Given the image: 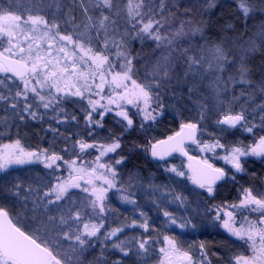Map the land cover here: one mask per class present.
Here are the masks:
<instances>
[{
  "label": "snow or ice",
  "instance_id": "6c2138e0",
  "mask_svg": "<svg viewBox=\"0 0 264 264\" xmlns=\"http://www.w3.org/2000/svg\"><path fill=\"white\" fill-rule=\"evenodd\" d=\"M234 4L244 24L231 45L226 39H212V17L225 6L219 0H38L30 6H17L13 0L0 6V135L28 121L52 134L48 147H26L19 132L0 145V173L25 165L46 170L42 187L17 179L0 188V194L22 201L35 222L28 231L0 206V264H125L124 258L148 256L161 239L157 264H264V177L246 166L264 164V68L256 82L249 64L258 51L264 60V0ZM256 16L261 22L245 39L247 22ZM231 28L227 24L222 31ZM133 42L142 45L139 51ZM145 47L152 48L148 59ZM233 67L236 74L227 80L218 75ZM205 82L215 93L219 135L211 132L212 140L201 139L208 115L198 104L199 119H182L179 131L166 139L130 148L163 162L157 167L171 174L170 183L155 184L152 173L145 185L139 170L125 180L117 167L126 168L129 159L121 151L125 134L158 124L183 99L185 88L188 100H195ZM257 87L262 96L258 103ZM109 119L119 134L106 127ZM62 125L84 132L61 131ZM233 131L247 133L251 142H222ZM58 138L63 147H57ZM194 150L202 155L190 154ZM177 153L186 158V166H169L168 158ZM205 153L228 168L216 167ZM249 175L261 183H239ZM173 177L199 191L186 185L177 191ZM229 181L236 186L237 198L217 202L221 182ZM138 189H145L162 213L161 229L174 225L195 230L193 219L178 217L167 207H189V195L195 197L197 208H203L198 215L239 242V250L210 253L205 241L185 246L177 236L158 230L137 203ZM110 192L134 206L140 219H121ZM126 229L142 231L129 237ZM97 245L99 252H94Z\"/></svg>",
  "mask_w": 264,
  "mask_h": 264
},
{
  "label": "trees",
  "instance_id": "16d2710c",
  "mask_svg": "<svg viewBox=\"0 0 264 264\" xmlns=\"http://www.w3.org/2000/svg\"><path fill=\"white\" fill-rule=\"evenodd\" d=\"M33 2H38V0H15V4L17 6H30ZM181 3L186 2V0H180ZM13 3V0H0V6H5L8 4ZM219 3L222 5H225L224 7H218L215 10V15L212 17L214 26L211 29L212 32V39L215 40L217 37L220 39H226L228 43L231 45L232 41L235 40L243 31V24L244 21L239 18V14L236 11L234 0H219ZM261 20L259 16H256L254 19L248 20L249 30L247 31V34L245 36V39L247 36H251L253 34V30L258 28V25L260 24ZM231 24L233 25V28L229 29L228 31L224 32L222 31V28L227 25ZM142 47L141 44L133 42V48L136 51H139ZM233 52H236V48L231 49ZM152 54V48L151 47H145L144 48V57L145 59H148ZM261 52H257L255 54L254 59L249 60V64L252 68V79L256 82L261 80V69L264 68V60L261 58ZM226 74L225 76L222 75L223 79L227 80L230 76H233L236 74L237 69L235 67L225 70ZM221 75V73H218ZM183 88V85H181ZM231 89V85L229 86ZM243 87H247L246 85ZM186 89V88H185ZM234 91L237 95H239L240 86H237ZM228 98L231 99L232 91L230 90L228 93ZM171 92H169V97H171ZM256 95V102L262 98L259 87L255 90ZM179 100V103H181L184 100ZM254 106V105H253ZM175 105L169 108L166 117H162L160 122L151 128H149L147 131H138L137 129L132 130L125 134L123 138V147L121 151L124 153V155L129 156V159L126 161V168L124 165H121V169L123 170V174H129L132 171L139 170V173L142 177L149 178L152 173L158 174V171L156 170L157 163L152 162L148 155L143 154L140 150H136L135 152L130 151V148L133 144H146L149 139L153 140H159L164 139L169 135H173L178 127L180 126L181 120H190L186 118H181L180 120L177 119V117L173 116L169 111L174 109ZM238 110V109H237ZM46 127V126H44ZM108 128H112L117 134H119V127L118 125H115L108 120V123L106 125ZM0 130H3V127L0 125ZM17 132H19V137L22 139V142L25 144L26 147H48L49 146V137L48 134L42 131V128L39 124H36L34 122L28 121L26 124H21L20 128L17 129L15 126H11L7 129L6 133L7 135H10L13 137V139L17 138ZM216 132L217 135H219L218 130L211 131ZM210 132V133H211ZM12 139V140H13ZM222 142L225 143H231L235 142L236 140H243L245 143H249L250 139L247 136H239L236 134L235 131L226 133L222 138ZM60 142L57 141V147H59ZM254 160V159H253ZM247 168L249 172H255L259 177H264V164H261L259 161H254L251 163H248ZM240 184L248 185L255 183L256 185H259L261 183V180L255 179L252 176H244L239 181ZM2 188V187H1ZM237 198V192H236V186L233 184V182H227L223 183V187H220L218 190L217 195V202L223 201V200H229L234 201ZM11 198L7 194H0V206L7 207L10 212H12V204L10 203ZM196 238L193 236H188L190 241L192 243H199L201 241L207 242L208 250L210 253L216 252L221 254H227L229 251H238L237 245L239 243H236L232 241L231 239L224 238L220 233L210 230H203L197 231ZM213 261H216V257H211ZM125 264H141L138 260L130 257L125 258Z\"/></svg>",
  "mask_w": 264,
  "mask_h": 264
},
{
  "label": "rangeland",
  "instance_id": "374dc122",
  "mask_svg": "<svg viewBox=\"0 0 264 264\" xmlns=\"http://www.w3.org/2000/svg\"><path fill=\"white\" fill-rule=\"evenodd\" d=\"M136 43H139V42H136ZM147 43L151 45L150 41ZM225 74H226V71H224L221 75L225 76ZM184 92H185L184 100L181 103H179V101L177 103H174L173 104L175 105L174 109L170 110L169 112L173 116L177 117L178 120H180L181 118H186L190 120L199 119L197 115V112L199 111L198 104H203L205 106V111L208 115V118L205 121H203L205 131L203 132L201 139L205 141L212 140V136H210L209 133L211 131L218 130L217 126L214 123V120L216 118L215 112H214V105L216 104L215 93H213L212 90L208 87V82H205L204 86L201 88L200 93L199 95H197L195 100H188L187 95H186V89H184ZM221 95L223 96L224 93H222ZM260 100H258L257 103ZM3 115L4 113L2 109H0V117H3ZM249 118L251 119V115ZM110 121L114 123L112 120ZM257 122H258V117H257ZM16 123H20V122L16 121ZM44 126L47 127V124H45ZM59 127L61 128V131H64L65 128H67L68 133L82 134L84 132L82 127L76 128V127H70V126H64V125L59 126ZM136 129L140 132L143 131L139 129L138 127ZM7 134L8 133L5 132L4 135H0V145H2L3 143H9L13 139V137ZM47 134H48L49 142H50L52 140V134L51 133H47ZM236 134H238L239 136L249 137L247 133L236 132ZM57 141L60 142L59 147L64 146L63 139L58 138ZM191 149H195V146H193ZM217 151L220 152L221 155H223L222 150H217ZM192 153L196 156L202 155L201 153H199L198 150H194L192 151ZM203 155L209 158V162H212L214 164L216 163V165H218L219 167L225 168V169L228 168V165H226L223 160L215 159L212 153H205ZM168 164L169 166L173 164L176 166H186L183 162L177 159H174V158L169 159ZM117 167L121 169V165ZM156 170L158 171V174L152 177L153 182L155 184L163 185L166 183H170V181L168 180V177L171 176L170 173H165L162 168H158V167H156ZM45 175H46V170L43 169L42 166L40 165H25L23 167L13 166L8 170V172L0 173V188L1 187L3 188L4 185L11 186L13 183L16 182L17 179H19L24 184L31 183L33 184L34 187L37 185L42 187L43 183L45 182ZM122 176L126 180L128 175L122 173ZM173 179L177 181V184L172 185L173 187H176L177 191H182V188L179 185H186L188 189L197 191L193 189V186L190 185L187 181H181L179 178H175V177H173ZM143 183L145 185L147 184V178L144 179ZM184 194L188 195V192L184 191ZM79 195H83V193H79ZM136 195H137L138 205L149 216L150 225L156 227L160 231H163L165 234L177 236L178 239L181 240V242L185 243V246H187V244L189 243H192L190 239L188 238V236L189 237L193 236L196 238L198 230L200 231L210 230V231H215L220 234L228 236V234L224 232V230L220 228L219 225L213 226L210 221L205 220L200 215H198V212H202L203 208H199V209L197 208L199 201H197L195 197L191 195H189L188 197L189 202H190L189 207L180 208L177 206V204H168L167 207L169 211H173L178 217L185 216L187 218L193 219V221L197 223L198 225V227L195 230L191 228L182 230L174 225L170 227H164L161 229V222L164 220V217L162 213L158 209H156V207L150 202V199L148 195L146 194V190L138 189L136 190ZM156 195L159 196L160 193L157 192ZM109 196H110V203L112 204V206L117 208L119 212L122 214L121 219H123V217H127L129 221L133 218L140 219L138 212L134 210V206L121 203L117 195L114 193L110 192ZM9 197L11 198L10 203L12 204L11 213L13 214V219L18 220L21 227L26 228L28 231H32L33 228L35 227V222L31 220V214H30L29 209H24L21 207L22 201L17 200L16 198L11 197L10 195ZM29 207H31V205ZM141 231L142 230L140 229H126L125 230L126 234L129 237L133 235H138ZM145 235H148V234L145 233ZM152 236L155 238L156 233L153 232ZM231 240L234 241V239H231ZM234 242L239 243L237 241H234ZM161 243H162V239L160 240V242L154 244L153 250L148 254V256L140 257V258L132 256V258L138 260L141 264H157L158 252L156 251V249H158L161 246ZM65 251H68L67 248L65 249ZM93 251L99 252V245H97L96 249H94ZM88 259L91 260L92 257L89 256Z\"/></svg>",
  "mask_w": 264,
  "mask_h": 264
},
{
  "label": "flooded vegetation",
  "instance_id": "af4514ba",
  "mask_svg": "<svg viewBox=\"0 0 264 264\" xmlns=\"http://www.w3.org/2000/svg\"><path fill=\"white\" fill-rule=\"evenodd\" d=\"M179 130V127H178V129H177V131ZM194 145H187V147H189L190 149L193 147ZM190 154H192V155H194L193 153H192V151L190 152ZM174 159H177V160H179V161H181V162H183L185 165H186V162L184 161V160H182V159H180V158H178V157H173ZM210 163H212V162H210ZM214 164V163H213ZM216 167H219L218 165H216V163L214 164ZM224 183V182H223ZM222 183V184H223ZM195 190H197V191H199L198 189H195ZM224 238H226V239H233V238H231V237H229V236H226V235H223V234H221Z\"/></svg>",
  "mask_w": 264,
  "mask_h": 264
},
{
  "label": "water",
  "instance_id": "95a60500",
  "mask_svg": "<svg viewBox=\"0 0 264 264\" xmlns=\"http://www.w3.org/2000/svg\"><path fill=\"white\" fill-rule=\"evenodd\" d=\"M179 131V130H178ZM167 138V137H166ZM166 138H164V139H166ZM149 157V159L151 160V161H153L152 159H151V157L150 156H148ZM173 157H178V158H180V159H182V160H184L185 162H186V164H187V160H186V158L185 157H182V156H180L178 153L177 154H174L173 156H171V157H169L168 158V160L169 159H171V158H173ZM153 162H155V163H163V162H158V161H153ZM221 183H223V182H221Z\"/></svg>",
  "mask_w": 264,
  "mask_h": 264
}]
</instances>
